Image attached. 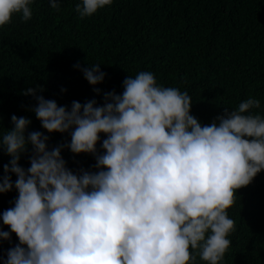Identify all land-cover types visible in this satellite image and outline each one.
Instances as JSON below:
<instances>
[{
    "label": "clouds",
    "instance_id": "1",
    "mask_svg": "<svg viewBox=\"0 0 264 264\" xmlns=\"http://www.w3.org/2000/svg\"><path fill=\"white\" fill-rule=\"evenodd\" d=\"M112 3L77 0L73 11L83 19ZM33 4L0 0V27L17 14L30 20ZM48 4L60 11L59 0ZM99 65L80 69L89 85L103 81ZM122 88L104 93L102 105L72 101L67 109L37 95L40 86L22 92L35 99L31 111L42 129L69 133L70 142L48 150L49 137L26 136L30 121L16 115L0 133V148L10 157L0 193L17 192L0 213L9 229L0 240L10 233L18 240L2 264H197V256L222 264L235 231L226 210L236 190L264 170V116L252 111L260 100L249 96L201 125L190 114L192 97L158 84L150 71L127 76ZM29 145L25 170L18 161ZM65 147L93 155L96 171L68 169Z\"/></svg>",
    "mask_w": 264,
    "mask_h": 264
},
{
    "label": "trees",
    "instance_id": "2",
    "mask_svg": "<svg viewBox=\"0 0 264 264\" xmlns=\"http://www.w3.org/2000/svg\"><path fill=\"white\" fill-rule=\"evenodd\" d=\"M77 0H59L60 11L48 0H34L33 15L21 21L13 15L0 27V133L10 130V117L30 121L25 135H47V148L70 142L69 133H47L31 109L36 101L23 95L27 88L58 106L70 108L103 94L123 91L122 82L140 71H150L156 82L192 97L190 114L207 125L249 96L260 100L264 116V0H113L94 15L79 18ZM79 64V68L74 65ZM100 64L103 81L89 85L80 69ZM99 89V93L93 89ZM64 89V91H61ZM105 137L101 134V140ZM97 154L103 150L100 141ZM31 146L19 166H30ZM66 167L96 171L91 154L61 150ZM10 157L0 148V179ZM14 183L15 174L9 173ZM227 209L235 222L222 264H264V170L235 192ZM15 188L0 193V213L13 206ZM0 221V231H8ZM18 243L14 233L0 240V264ZM197 264H205L197 256Z\"/></svg>",
    "mask_w": 264,
    "mask_h": 264
}]
</instances>
